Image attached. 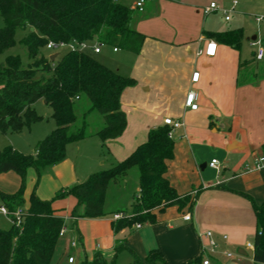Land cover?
I'll list each match as a JSON object with an SVG mask.
<instances>
[{"label":"crops","instance_id":"obj_1","mask_svg":"<svg viewBox=\"0 0 264 264\" xmlns=\"http://www.w3.org/2000/svg\"><path fill=\"white\" fill-rule=\"evenodd\" d=\"M135 2L127 4L133 7ZM211 2L218 8L205 13ZM230 9L232 0H148L142 10L136 9L134 27L146 38L138 53H123L117 68L136 81L120 96L127 118L124 131L105 142L92 134L68 144L65 158L49 169L53 176L50 189L58 192L124 159L147 139L151 129L164 125L165 118L180 122L171 131L174 156L167 160L165 176L178 193H191L192 206L155 209V223L134 224L118 233L112 221L120 212L88 218L98 233L97 247L101 245L107 258L111 255L112 260L128 263L134 255L144 258L150 250L159 249L166 263L158 264H181L202 253L208 242L205 233L211 231L219 253L230 258L233 255L225 252L235 251L241 263L262 264L254 261L253 249L246 244L254 241L258 229L253 203L264 201V166L256 163L264 154V53L254 58L252 44L263 42L264 27L260 34L254 33L247 13L258 11L264 17V0H238L227 20L223 10ZM239 27L243 37L238 48L209 34ZM210 40L217 43L213 56L205 54ZM244 69L254 73L253 81L239 82ZM195 72H199L197 81L192 80ZM189 91L196 94L197 109L185 103ZM88 138L96 141L88 143ZM90 150L94 155L88 158ZM85 151L89 152L83 164ZM212 159H217V168L209 165ZM19 185L15 172L0 174L1 191L14 192ZM138 191L137 181L132 193ZM71 196L53 202L55 214L65 220H73L71 211L77 200ZM188 213L189 220L184 218ZM3 218L10 223L0 213ZM78 220L74 227L79 231ZM117 241L122 247L116 253ZM212 262L216 264L215 259Z\"/></svg>","mask_w":264,"mask_h":264},{"label":"trees","instance_id":"obj_2","mask_svg":"<svg viewBox=\"0 0 264 264\" xmlns=\"http://www.w3.org/2000/svg\"><path fill=\"white\" fill-rule=\"evenodd\" d=\"M135 12V8L120 0H0V14L5 21L0 27V54L15 45L16 33L22 30L24 34L20 43L26 47L29 59L23 62L18 54H9L0 60V131L20 132L25 126L41 120L42 116L33 107L39 99L50 107V116L56 122V127L36 144L34 153H24L12 145L0 149V174L13 171L20 178L19 188L14 192L0 190V202L9 212H15L24 204L29 168H34L37 173V186L41 172L65 158L68 144L89 135L86 117L91 112L98 111L105 119V125L95 132L102 142L122 134L127 118L120 96L126 87L136 83L134 78L99 61L91 50L68 49L60 57L57 53L50 60L42 49L49 41L80 43L98 40L138 53L146 35L134 27ZM209 34L238 48L243 29ZM253 53L257 58L256 49ZM255 77L252 71L244 69L239 82L253 81ZM82 97L89 100V106L85 108L79 125L76 109L77 101ZM171 131L168 124L151 129L147 139L124 159L60 189L51 199H42L32 191L21 223L12 222L10 217H15L11 214L9 227H0V264H50L62 237L60 231L66 224L63 217L55 214L53 202L69 195L76 198L77 203L71 211L74 225L78 218L101 217L108 186L123 179L135 166L139 170V191L133 194L129 214L122 213L112 221L115 233L134 224L155 223V209L192 206L191 193H178L165 176L167 160L174 156ZM253 205L258 228L253 241V259L264 264V201ZM121 247L117 241L116 253ZM203 254L181 264H203ZM158 263H166L164 255L159 249H152L144 258L134 255L128 263H119L115 259L109 262L97 251L91 259L79 264Z\"/></svg>","mask_w":264,"mask_h":264},{"label":"rangeland","instance_id":"obj_3","mask_svg":"<svg viewBox=\"0 0 264 264\" xmlns=\"http://www.w3.org/2000/svg\"><path fill=\"white\" fill-rule=\"evenodd\" d=\"M123 3L127 4L128 2H132L133 0H121ZM139 12L136 11L135 15ZM231 13V12H230ZM229 13V15H230ZM250 14V15H248ZM262 13L258 11H253L252 13H247V22L252 26V31L256 34L261 33V29L264 27V17H261ZM233 15H238L234 13ZM256 16L261 17L262 21L257 22ZM5 25L4 18L0 14V27ZM24 31L18 30L15 36L16 43L15 45L8 49L6 52L0 54V60H3L9 54H18L23 62H28V56L26 47L20 43V39L22 38ZM98 40H94L97 42ZM68 47H62L57 50L54 49V53H58L59 57L68 50ZM132 53L127 50L121 49L120 52L113 51V46L104 44L101 47L100 53H93V56L97 58L99 61L103 62L104 64L108 65L112 69L117 70L119 66V59L123 55V53ZM42 53L46 56H50L52 54V50L48 48H43ZM39 57V56H37ZM89 106V100L86 97H82L80 100L77 101V109L76 115L78 116V124H81L83 120V112L85 108ZM33 107L37 114L42 116L41 120L32 122L28 126H25L20 132H10L7 131L5 133L0 131V149L6 145H12L13 147L17 148L18 150L24 153H34L36 144L43 139L47 134H49L55 127L56 122L54 118L50 116L51 109L48 105L44 103L43 99L37 100ZM86 120L88 122L87 126V133L89 135L95 134L97 130L102 128L105 125V119L101 113L98 111H93L89 115H87ZM174 131V130H173ZM88 135V136H89ZM93 137V136H92ZM95 139V140H94ZM88 143H92L96 141V138H88ZM89 151H85L83 154L82 163L84 164L85 158L84 156L87 155ZM90 154V155H89ZM87 155L93 156L94 151L90 150V153ZM78 159H76L77 161ZM50 168L44 169L40 176L39 181L36 187L35 183L37 181V173L34 168H29L26 174V181L24 186V204L22 209L27 208L28 203V194L30 191H35V193L39 195L46 196L47 199H51L56 194L52 189H50L51 179L53 178L52 173L49 170ZM139 170L138 167H133L129 173L127 178L124 181H121L116 186L109 185L108 186V193H106V198L104 202V215L101 217H110L115 211L121 209L120 216L122 213L129 214L131 211V203L133 202V194L135 188L137 186ZM51 190V191H50ZM73 197V196H71ZM124 209V210H123ZM8 218V217H7ZM9 219V218H8ZM79 231L74 227V220L66 219V225L68 230L66 231L65 235L59 238L56 248L54 250L52 259L50 264H70L68 263V255L73 254L75 256V263L79 264L85 259H90L91 256L97 251L101 252L103 257L111 262L112 257L109 253V258L103 253L102 247L99 244L97 247V231L95 230L94 222H92L89 226L87 223V217L79 218ZM83 219V222H82ZM93 219V218H90ZM10 223L5 218L0 220V227L7 228L9 227ZM74 229V230H73ZM82 235V237H81ZM95 236V237H94ZM73 239L76 242V246L73 248L69 243ZM105 250V249H103ZM204 256H209L211 259H215L216 264H246L241 263L237 259H239L238 254L233 251L232 257L228 258L225 255L216 251L214 253L203 254ZM251 264H254L251 262Z\"/></svg>","mask_w":264,"mask_h":264},{"label":"built area","instance_id":"obj_4","mask_svg":"<svg viewBox=\"0 0 264 264\" xmlns=\"http://www.w3.org/2000/svg\"><path fill=\"white\" fill-rule=\"evenodd\" d=\"M146 1H148V0H136V2H135L133 7L135 9L142 10L144 4L146 3ZM237 3H238V0H232V9L223 10L224 13L226 14L225 18L227 20L230 18L229 13L233 10V7ZM216 8H218L216 3L215 2H211L209 6L205 7L204 11H205V13H208L212 9H216ZM261 19H262L261 17H256L257 21H260ZM252 44L256 47L255 48L256 49V57L258 59H260L263 56V53H264V49H263V45H262L261 41L257 40V41H254ZM103 45L104 44L101 41H97V42L84 41V42H80V43L79 42H75V41L71 42V43H64V42L54 43L52 41H49L46 47L48 49H51L52 52L54 51V49L57 50V49L62 48V47H68L69 49L91 50L94 53H99L101 51V47ZM216 48H217V43L215 41H213V40H210L207 43V46H206V49H205V54L208 55V56H213L215 54V52H216ZM114 50H117V48L115 47ZM198 77H199V72H195L192 75V80L193 81H197ZM195 98H196V94L193 91H189L187 93L186 102L185 103L191 109H197V107H198V104L195 102ZM164 122H165V124L170 125L172 128L180 126V122L174 121L172 118H169V117L165 118ZM256 163H257V166H264V154H262L259 157H257ZM209 165L211 167L217 168V165H218L217 159H212L211 162L209 163ZM0 213L3 214L4 216L8 217V218L10 217L11 214H13L15 219H11V217H10V220H12V222H15L16 224L19 225L21 223L22 215H23V213H25V210L22 209V208H18L15 212L11 213L3 205H0ZM119 217H120L119 214H114V218L115 219H117ZM190 217L191 216H190L189 213L184 215V218L187 219V220H189ZM67 230H68V228H67V225L65 224L62 227L61 231H60V236H64ZM205 236L207 237L208 242H207L206 246L202 247V252H204L206 254L216 252L217 248L219 246V243L214 238L213 233L211 231H207L205 233ZM71 246H73V247L76 246V242L74 240L71 241ZM246 246L248 248H251V249L254 248L253 242H248L246 244ZM225 253H226L227 256H232L231 252L226 251ZM74 261H75L74 256L73 255H69L68 256V262L69 263H73ZM203 264H213L212 259L209 256H204Z\"/></svg>","mask_w":264,"mask_h":264},{"label":"water","instance_id":"obj_5","mask_svg":"<svg viewBox=\"0 0 264 264\" xmlns=\"http://www.w3.org/2000/svg\"><path fill=\"white\" fill-rule=\"evenodd\" d=\"M34 28L33 27H31V30H33ZM57 56V53H52L50 56H49V58H50V60H53L55 57ZM204 165V164H203Z\"/></svg>","mask_w":264,"mask_h":264}]
</instances>
